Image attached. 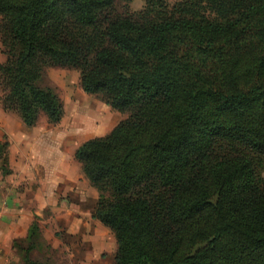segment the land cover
Segmentation results:
<instances>
[{"label":"trees","instance_id":"obj_1","mask_svg":"<svg viewBox=\"0 0 264 264\" xmlns=\"http://www.w3.org/2000/svg\"><path fill=\"white\" fill-rule=\"evenodd\" d=\"M184 2L215 18L118 17L115 0H0L1 106L26 127L40 114L59 124L64 106L39 83L61 67L128 115L75 152L114 264H264V0ZM39 233L33 222L27 239ZM32 245L24 264H36Z\"/></svg>","mask_w":264,"mask_h":264},{"label":"rangeland","instance_id":"obj_2","mask_svg":"<svg viewBox=\"0 0 264 264\" xmlns=\"http://www.w3.org/2000/svg\"><path fill=\"white\" fill-rule=\"evenodd\" d=\"M187 11L195 13L197 11L200 16L215 18L208 9L192 10L184 0H115L112 14L154 21L186 16ZM4 61L0 41V64ZM39 86L42 89H51L59 97L64 106V117L59 124H52L44 114H40L37 124L32 130H28L33 134L28 137L31 141L27 145H22V142L13 138L17 137L25 126L16 112L4 111L0 101V213L8 211L9 202L13 200L11 193L14 192L16 197V192H19L15 191L16 189L27 188L30 198L40 191L39 185L27 184L22 179V176L26 177L24 170L32 174L34 171L37 172L36 170L43 172L42 167L49 168L54 165L56 148L60 154H64L65 160L76 162L74 154L79 146L90 139L107 136L128 116L111 109L101 96L86 94L81 87L78 69L48 67L43 72ZM1 95L0 86V99ZM40 136L42 141L46 140L45 144L35 142ZM221 147L220 152L225 150L230 152L226 148L227 145ZM231 151L239 152L240 149L232 148ZM255 159L259 181L264 184V159L258 157ZM79 186L82 191H86L83 181ZM49 216L48 212H44L40 219H50ZM34 222L37 223V219ZM50 225L41 224L39 235L29 240L27 237L13 239L11 233L5 232L7 230L5 227L3 233L0 232V264H24L25 250L30 243L33 244L30 259L36 264H82L79 261L85 264H113L117 245L114 235L106 227L100 226L95 229L94 233L96 238L99 237L98 246L101 249L90 253L87 239L85 240L83 236ZM92 255L94 259L90 263Z\"/></svg>","mask_w":264,"mask_h":264},{"label":"crops","instance_id":"obj_3","mask_svg":"<svg viewBox=\"0 0 264 264\" xmlns=\"http://www.w3.org/2000/svg\"><path fill=\"white\" fill-rule=\"evenodd\" d=\"M30 129L32 130L33 127L25 126V129L13 139L22 142V145H27L31 141V138L28 137L33 135L28 131ZM40 138L42 139V136L38 137L35 142L38 144L44 142L45 144L46 140L42 141ZM55 152L54 165L49 166V168L38 165L42 167L43 172L36 170L37 172L34 171L31 174V172L24 170L26 177L22 176V179L27 184L39 185L40 191L37 194L34 193L33 198H30L27 188L16 189L15 191H19L16 192V197H14V192L11 193L13 200L9 202L8 211L0 213V232L3 233L4 228L7 227L5 232L11 233L13 239L26 238L30 226L37 219L40 230L41 224H51L50 227H62L66 232L87 239L90 253L100 250L101 248L98 246L100 245L98 243L99 237L96 238L94 231L103 225L92 218L99 201V193L85 177L82 166L76 159L77 163L75 161L69 162L65 160L64 154H60L57 148ZM80 180L83 181L86 191L81 190ZM44 212H48L50 219H40ZM93 259L94 256L92 255L90 263ZM79 263L85 264L83 261H79Z\"/></svg>","mask_w":264,"mask_h":264}]
</instances>
